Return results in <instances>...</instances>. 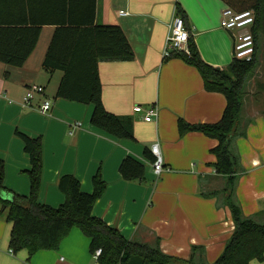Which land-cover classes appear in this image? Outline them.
I'll return each mask as SVG.
<instances>
[{
	"label": "crops",
	"instance_id": "0c3cea01",
	"mask_svg": "<svg viewBox=\"0 0 264 264\" xmlns=\"http://www.w3.org/2000/svg\"><path fill=\"white\" fill-rule=\"evenodd\" d=\"M176 2L202 60L224 68L233 57L234 31L219 27L226 6L221 0H95L94 23L119 25L133 52L131 59L99 60L97 67L104 108L131 117L134 138L117 139L92 126L91 104L54 98L61 72L48 75L42 68L55 28L45 24L22 66L0 62V160L5 186L28 195L30 164L14 130L40 137V203L55 207L63 202L57 179L66 174L78 179L82 191L90 192L91 178L99 170L105 188L93 204V216L116 227L126 239L150 245L158 240L167 255L188 259L191 247L201 246L203 253L194 256L211 263L233 230L229 209L201 195L224 182L213 168L215 157L210 149L216 140L197 131L179 135L176 121L214 123L222 114L225 98L206 91L192 65L178 57H162ZM83 6L90 7V0H83ZM31 84L43 87V93L23 106L22 97ZM43 98L51 103L46 112L38 109ZM134 105L154 106L157 117L145 121L143 113L133 112ZM241 130L244 134L235 138L240 167L235 194L244 215H260L264 213V107L239 114L234 132ZM153 143L164 167L159 175L153 174L151 161L143 154ZM125 156L144 165L141 180L121 177L118 168ZM9 229L5 212L0 213V264H98L89 252V239L77 227L69 230L56 249L38 250L30 256L25 250L8 251ZM249 264H264V258Z\"/></svg>",
	"mask_w": 264,
	"mask_h": 264
},
{
	"label": "trees",
	"instance_id": "16d2710c",
	"mask_svg": "<svg viewBox=\"0 0 264 264\" xmlns=\"http://www.w3.org/2000/svg\"><path fill=\"white\" fill-rule=\"evenodd\" d=\"M236 11L251 9L254 14L250 28L254 52L249 60L232 57L224 68L213 67L200 57L193 37L187 46L189 53L174 52L192 65L202 78L206 91L219 92L225 98V106L218 121L191 124L178 118L179 135L189 131L201 132L214 138L216 145L210 149L214 155V172L224 177L219 189L202 191L203 197L215 198L217 207L226 206L231 215L233 230L217 258L206 262L201 246H192L188 259L163 253L156 240L148 244L126 239L119 230L93 216L92 207L105 188L99 170L91 178L92 190L84 192L76 177L70 174L57 179V188L64 200L57 206L40 203L38 191L41 178V140L15 129L28 155L30 167L26 170L29 180L28 195L17 194L4 184V163L0 160V213L10 223L7 246L16 253L25 250L30 256L38 250L56 249L72 227H77L89 239V252L100 248L98 264H249L251 260L264 258V213L244 215L235 194L239 156L234 139L244 131L234 132V122L239 117L240 95L249 74L257 65L260 37L264 38V0H221ZM94 2L83 6V0H0V62L19 67L33 51L42 25H54L46 48L43 70L51 75L61 72L54 98L91 104L89 122L92 126L117 139H133V120L107 111L101 100V84L98 76L99 60L131 59L132 49L117 24L94 23ZM176 15L185 22L182 8L176 2ZM89 14V18L87 17ZM145 158L153 160L148 149ZM118 171L124 180H141L144 165L125 156ZM219 197V199H218Z\"/></svg>",
	"mask_w": 264,
	"mask_h": 264
},
{
	"label": "built area",
	"instance_id": "2783aa9c",
	"mask_svg": "<svg viewBox=\"0 0 264 264\" xmlns=\"http://www.w3.org/2000/svg\"><path fill=\"white\" fill-rule=\"evenodd\" d=\"M119 13L122 14L123 11L120 10ZM253 20L254 14L251 9L236 11L229 6H224L221 10L219 27L230 32L234 31L232 34V53L233 57L237 59L249 60L254 52L253 38L250 31ZM189 36L190 33L184 27L182 18L177 15L174 16L168 24L162 57L168 58L174 52L188 54L187 42ZM41 93H43V87L36 84L29 85L25 89V93L22 97V105L27 106L34 95ZM39 102L38 109L40 112H46L50 109V101L43 98L40 99ZM132 110L133 112L143 113V119L145 121H150L157 117V110L154 106L143 108L141 105H134ZM149 150L153 156V160L151 161L152 172L154 175H159L164 167L157 143H153ZM8 251L12 252L11 249ZM99 253L100 248H97L92 253V256L96 258Z\"/></svg>",
	"mask_w": 264,
	"mask_h": 264
},
{
	"label": "rangeland",
	"instance_id": "374dc122",
	"mask_svg": "<svg viewBox=\"0 0 264 264\" xmlns=\"http://www.w3.org/2000/svg\"><path fill=\"white\" fill-rule=\"evenodd\" d=\"M257 65L249 74L240 98L239 113L253 112L264 107V38L260 37ZM59 72V71H58ZM60 73V72H59ZM49 87L47 88V91ZM236 140L234 139V142ZM219 199V197H218Z\"/></svg>",
	"mask_w": 264,
	"mask_h": 264
}]
</instances>
